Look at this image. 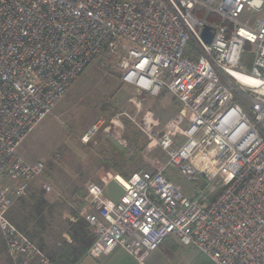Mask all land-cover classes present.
I'll use <instances>...</instances> for the list:
<instances>
[{
    "label": "built area",
    "instance_id": "obj_1",
    "mask_svg": "<svg viewBox=\"0 0 264 264\" xmlns=\"http://www.w3.org/2000/svg\"><path fill=\"white\" fill-rule=\"evenodd\" d=\"M260 12L264 0H0V180L11 184H0V235L12 264H52L6 216L45 169L16 149L102 53L113 58L122 82L149 96L165 89L183 112L161 125L146 110L137 122L166 153V164L118 182L123 191L114 202L100 185L87 186L95 206L79 214L94 236L87 254L119 247L142 264L170 238L213 264H264ZM168 165L189 181L217 177L222 188L195 201L165 176ZM40 188L52 190L47 182Z\"/></svg>",
    "mask_w": 264,
    "mask_h": 264
},
{
    "label": "rangeland",
    "instance_id": "obj_2",
    "mask_svg": "<svg viewBox=\"0 0 264 264\" xmlns=\"http://www.w3.org/2000/svg\"><path fill=\"white\" fill-rule=\"evenodd\" d=\"M263 15L264 12L255 14ZM251 59L247 47L243 63L249 66ZM146 110L152 111L161 125L183 112L167 90L162 89L156 96L137 92L132 85L122 82L112 57L104 53L95 57L18 145L16 152L22 159L41 161L45 169L43 175L15 200L11 209L19 198L25 200L29 188L41 190L43 182L50 184L51 193L42 191L53 204L46 214L48 220L51 219L47 236L50 242L61 235L71 210H78L79 214L83 209L95 210L87 193L90 183L100 185L103 195L113 199L123 191L116 175L125 184L134 172L155 170L166 164V153L148 141L137 127ZM93 125H97V130L89 132ZM86 135L88 138L83 141ZM165 176L185 196L198 202L210 200L222 188L217 177L189 181L173 165L166 167ZM108 180L110 182L104 185ZM0 184L1 187L11 185L2 180ZM0 264H12L1 235ZM80 264H100V261L88 256ZM132 264L136 263L133 261ZM143 264L213 263L194 248L167 239L150 252Z\"/></svg>",
    "mask_w": 264,
    "mask_h": 264
},
{
    "label": "trees",
    "instance_id": "obj_3",
    "mask_svg": "<svg viewBox=\"0 0 264 264\" xmlns=\"http://www.w3.org/2000/svg\"><path fill=\"white\" fill-rule=\"evenodd\" d=\"M187 54L186 51L185 55ZM26 195L25 200L19 198L15 207L10 208L6 214L8 220L27 236L52 264H77L94 241L86 220L79 216L78 210H71L70 215L73 218L66 220L62 228L69 239L58 236L49 242L47 236L51 219L48 220L46 214L52 210L53 204L44 197L42 190L29 188ZM167 239L170 238L164 241Z\"/></svg>",
    "mask_w": 264,
    "mask_h": 264
},
{
    "label": "crops",
    "instance_id": "obj_4",
    "mask_svg": "<svg viewBox=\"0 0 264 264\" xmlns=\"http://www.w3.org/2000/svg\"><path fill=\"white\" fill-rule=\"evenodd\" d=\"M115 178H116V180H118L120 182L123 181V179L119 175H116ZM109 182H110V180H108L107 182H105L104 185L108 184ZM103 198L106 199V200H108V201L114 202V201L118 200L119 197H115V198L111 199V198L106 197V196L103 195ZM68 219L69 220H72L71 215H70V217H68ZM58 236H61V237L65 238V239H67V240L69 239L68 236H67V234L64 233L63 231H61V235H58ZM88 256L91 257V258H93V259H96V260L100 261V264H132L133 261L136 264L138 263L131 255H129L128 253H126L125 251H123V250L119 249V247H117V248H114L111 252L101 254L98 257H92L91 255H89V254L86 253V255L84 257H82L77 262V264H80Z\"/></svg>",
    "mask_w": 264,
    "mask_h": 264
},
{
    "label": "water",
    "instance_id": "obj_5",
    "mask_svg": "<svg viewBox=\"0 0 264 264\" xmlns=\"http://www.w3.org/2000/svg\"><path fill=\"white\" fill-rule=\"evenodd\" d=\"M202 37L204 38L205 42H209L211 40L210 28L208 26L203 28Z\"/></svg>",
    "mask_w": 264,
    "mask_h": 264
},
{
    "label": "bare ground",
    "instance_id": "obj_6",
    "mask_svg": "<svg viewBox=\"0 0 264 264\" xmlns=\"http://www.w3.org/2000/svg\"><path fill=\"white\" fill-rule=\"evenodd\" d=\"M86 141V140H85Z\"/></svg>",
    "mask_w": 264,
    "mask_h": 264
}]
</instances>
